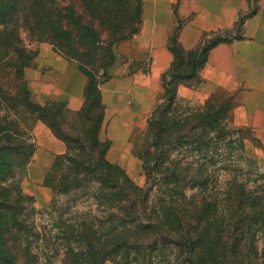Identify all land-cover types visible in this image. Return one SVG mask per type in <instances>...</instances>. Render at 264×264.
I'll return each mask as SVG.
<instances>
[{
	"label": "trees",
	"instance_id": "1",
	"mask_svg": "<svg viewBox=\"0 0 264 264\" xmlns=\"http://www.w3.org/2000/svg\"><path fill=\"white\" fill-rule=\"evenodd\" d=\"M71 1L62 7L59 0H0V50L12 40L21 41L25 27L75 59L87 77L85 102L73 125L67 123L71 109L66 102L29 101L30 109L67 145L44 180L53 191L45 211L57 213L49 226L37 224L36 198L21 185L37 144L28 142L18 122L0 119V264H106L119 258L120 264H156L166 255L176 260L169 264H264L263 197L236 178L220 187L215 167L220 112L208 99L204 106L179 113L178 87L202 82L198 68L228 35L205 37L197 49L186 50L179 40L184 22L178 21L169 38L175 60L163 76V90L147 128L131 137L146 178L140 186L107 158L112 142L100 138L105 106L98 72L103 69L107 78L116 60L115 45L140 31L142 0ZM96 21L110 32L107 47L97 45ZM150 62L145 53L131 62L132 71L148 72ZM142 136L149 159L138 148ZM78 190L103 207L105 220L66 216L69 208H61L59 198Z\"/></svg>",
	"mask_w": 264,
	"mask_h": 264
},
{
	"label": "crops",
	"instance_id": "2",
	"mask_svg": "<svg viewBox=\"0 0 264 264\" xmlns=\"http://www.w3.org/2000/svg\"><path fill=\"white\" fill-rule=\"evenodd\" d=\"M142 5L143 21L135 39L141 52L151 58L150 70L132 71V63L119 57L100 84L105 106L100 138L112 142L108 160L124 168L138 185H145L143 162L134 152L131 137L135 131L147 128L163 90V76L175 60L169 38L182 20L179 40L186 50L197 49L204 37L215 34L228 35V40L209 50L202 82L196 87L181 84L178 96L201 102L218 90L237 93L234 124L252 131L257 144L250 140L246 145L264 166V0H142ZM39 62L40 69H27L34 102L63 101L73 112L80 110L85 102L86 75L48 43L41 47ZM46 64L49 67L44 68ZM133 102L139 106L134 108ZM141 102H147L146 106L142 107ZM35 133L38 147L29 164L24 191L35 196L40 205L39 194L44 191L49 205L53 191L44 183L46 172L57 155L67 151V145L42 121ZM43 136L49 137L46 146L42 144ZM42 155L49 156L50 162L44 170L41 168V177L35 179L33 169Z\"/></svg>",
	"mask_w": 264,
	"mask_h": 264
},
{
	"label": "rangeland",
	"instance_id": "3",
	"mask_svg": "<svg viewBox=\"0 0 264 264\" xmlns=\"http://www.w3.org/2000/svg\"><path fill=\"white\" fill-rule=\"evenodd\" d=\"M59 1L62 7L72 5L71 0ZM133 2H135V0H133ZM74 5L80 13H83V8L80 7V3L77 4L76 2ZM128 13L133 14V9L129 8ZM94 27L95 30L100 34L98 36L97 45L99 47H107L110 32L107 28H103L99 21L94 22ZM138 33L139 32L130 38L128 37L119 41L115 45L114 51L116 54V59L120 57L124 61L127 60L132 62L141 55L145 56V52H141L135 39V36ZM20 40L21 41L12 40L9 43L11 44L10 47L0 50V119L3 123L18 122L23 129L24 136L27 138L28 142L37 144L38 147V141L35 132L36 126L41 120L38 118L37 112H33L29 107V101L34 100L32 96L30 97L29 95L30 88L27 77V69L41 68L42 65L39 62V53L41 52L42 45L48 42H41L25 27L21 28ZM58 54L70 61V63L77 66L78 62L75 59L68 58L61 53ZM145 63H148V61H145ZM47 67H49V64L44 65V68ZM203 68L204 66L198 68L197 79L203 80ZM94 69L96 70V67ZM103 73V69L98 72L99 83L105 79V76H102ZM194 81L195 80L192 82ZM208 99H210L213 103L214 110L220 112V124L218 125L216 133L219 157L218 163L215 166L219 174L218 180L220 187H225L226 183H228L233 178H236L239 180V183H246L249 189L256 190L264 199V166L260 160L250 152L246 145L250 140L255 141V137L250 129L240 128L236 126L233 121V107L238 102V94L225 90H218ZM206 100L197 102L185 100L179 97V103L181 106L179 113H187L197 109L198 107L204 106ZM146 104L147 102H141L142 107H145ZM137 106L139 105L133 102V107L136 108ZM67 116L68 125L70 126L75 124L77 119L76 113L72 112L71 110L68 112ZM47 139L46 136H43L42 144H45V146L49 142V137ZM144 140L145 139L142 136L138 142V148L140 149L144 158L149 159L150 152H147L149 149L146 147V144H144ZM254 143L257 144L256 141ZM50 144L51 146L53 145L52 143ZM49 160V156H41L40 163L37 165L38 167H34L33 169L35 179H39L41 177V168L44 170L50 162ZM47 173L48 171L46 172V175ZM28 174L29 165H26L21 175V185L23 189L24 182ZM89 192L92 193L93 190L92 192ZM38 201L42 205L36 201V207L40 212L39 214L35 215V220L37 224L41 225L42 227L49 226L53 216L57 215V213H53L54 215H52L51 212L45 211V208L49 205H47V198L44 191L40 192ZM59 206L61 208H69L66 214L68 217L78 216L81 219L84 217L92 218L93 216H97L100 219H106V217H104L103 207H99L95 203L94 199L91 198V196L89 197L88 195L84 194L82 190L73 192L70 195L60 196ZM260 248H264L263 240L260 242ZM168 253H170V251H168ZM119 259L108 260L106 264H120ZM175 261L176 260L174 259L173 255H166L162 258H158L156 264H169V262L174 263Z\"/></svg>",
	"mask_w": 264,
	"mask_h": 264
}]
</instances>
